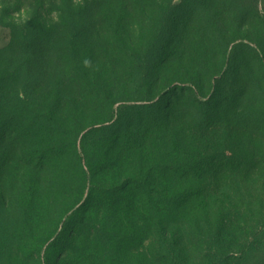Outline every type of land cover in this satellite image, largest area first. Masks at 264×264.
<instances>
[{
  "label": "trees",
  "instance_id": "obj_1",
  "mask_svg": "<svg viewBox=\"0 0 264 264\" xmlns=\"http://www.w3.org/2000/svg\"><path fill=\"white\" fill-rule=\"evenodd\" d=\"M73 3H64L57 27L15 35L0 49V204L23 200L16 184L6 191L5 175L27 171L47 179L36 189L42 206L73 200L56 238L78 237L97 218L113 216L124 242L147 229L158 237L151 264L196 262L194 228L216 246L198 264H259V232L238 251L226 250L236 226H256L259 217L255 208L236 209L225 192L264 182V60L252 61L258 52L235 43L225 69L208 72V62L183 47L193 8L176 6L156 42L138 51L122 17L96 29L93 14L65 17ZM102 36L115 41L106 45ZM65 135L73 149L57 143ZM36 144L43 156L37 165L24 150Z\"/></svg>",
  "mask_w": 264,
  "mask_h": 264
},
{
  "label": "rangeland",
  "instance_id": "obj_2",
  "mask_svg": "<svg viewBox=\"0 0 264 264\" xmlns=\"http://www.w3.org/2000/svg\"><path fill=\"white\" fill-rule=\"evenodd\" d=\"M64 3L75 5L67 8L65 17L69 21H74L70 12H87L93 14L92 20L95 24L91 25H95L96 29H107L112 24L115 26V18L122 17L123 25L127 24L128 28L124 33L126 40L133 47H137L138 51H143L147 44L153 45L156 42L159 31L169 26L165 24L166 19L174 17L172 12L176 6H182L184 12L193 8L196 14L192 22H185L184 34L187 32V38L183 41V47L187 53L190 48L195 61H207L208 72L215 73L222 67L225 69L227 55L235 43L240 44V49L253 48L258 52L252 57V61L264 60V0H0V49L11 43L15 35H25L30 30L35 32L39 26H46L48 29L57 27ZM102 37L106 45L115 41L111 37ZM260 50L262 52H259ZM142 53L138 52V55ZM21 78L24 80L26 73ZM140 83L142 80H139ZM207 85L208 89V83L203 87ZM118 89L119 87L116 90ZM25 91L30 92L34 98L38 96V92H33L30 86ZM87 123L81 121L80 125ZM80 125L79 127H82ZM59 138L57 143L60 147L65 144L71 149L74 148L75 141L70 135ZM37 148H40L37 144L24 148L28 153L26 160L35 165L43 160V156L36 153ZM75 169L76 166L73 165V170ZM258 169L264 171V166ZM26 172L12 170L5 175L6 191L10 193L16 184L14 195H23V200L16 201L20 203L19 206L17 203L3 206L0 204V264H123L122 259L125 260L124 264H151L149 257L151 254L154 256L153 251L158 249V237L147 229L143 230L142 237L134 243L124 242L123 234L117 231L116 218L113 216L107 221L101 217L97 218L92 226H86L78 237H72L69 232L65 238H56L62 225L61 220L72 207L73 200L65 198L68 201L56 200L42 206L39 200L41 191L36 189L41 187V180L47 179L41 176H32V179L30 173ZM251 181L233 185L225 195H230L229 198L236 204V209L255 208L259 224L249 228L248 224H238L235 233L230 237L229 245H226L227 252L239 250L240 245L245 240L249 241L250 237H255L257 232L263 234L264 240V219L261 222L264 207H257L258 203H264V182ZM88 190L87 186L85 193H88ZM82 205L83 202L74 210L80 209ZM29 213L31 218L28 217ZM248 220L253 221L252 217L246 221ZM110 224L111 226H108ZM95 229L101 232L95 234ZM192 232L199 241H196L199 246L195 250L201 254H197L196 262L191 264H198L205 260L202 253L206 254V249L216 246L211 245V236H200L197 228ZM50 244L54 245L48 251ZM140 245L142 248L137 251L136 246ZM191 253L194 257V252ZM84 255L87 258L83 259ZM258 260L259 264H264V247L258 255Z\"/></svg>",
  "mask_w": 264,
  "mask_h": 264
}]
</instances>
